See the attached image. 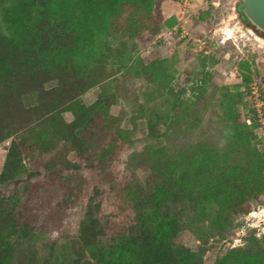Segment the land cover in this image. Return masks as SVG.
I'll return each mask as SVG.
<instances>
[{"label": "trees", "instance_id": "1", "mask_svg": "<svg viewBox=\"0 0 264 264\" xmlns=\"http://www.w3.org/2000/svg\"><path fill=\"white\" fill-rule=\"evenodd\" d=\"M16 1L4 9L7 34L0 27V144L11 140L0 170V186L19 181L22 175L31 177L41 167L47 170L49 180L30 186L22 200L0 191V264L11 263L15 239L29 238L37 227L64 225L65 213L60 209L67 206L75 185L72 177L61 174L58 167H65L66 162L53 151L54 145L63 143L82 162L89 159L94 138L107 136L110 150L126 141L120 130L122 117L110 114L116 102L114 95L103 89L91 106L79 100L110 80L104 59H94V52L80 62L76 58L83 47H97L95 34L102 25L110 28L123 9L130 11L126 22L135 25L136 11L148 13L151 2L158 0H79L77 15L74 7L62 9L69 6L68 0ZM166 25L172 28L168 22ZM61 26L66 36H62ZM206 60V56L201 59L203 69ZM238 66L246 71L241 82L245 90L234 95L233 103L248 106V114L239 123L236 108L229 111L225 145L219 148L207 141L183 145L171 154L157 150L153 156L141 154L137 158L135 165L144 173L143 182H129L120 189L121 201L133 213L134 223L112 237L108 246L114 250L116 264L124 262L123 256L129 257L125 264H201L207 240H202L196 252L172 244L177 231L184 227L180 220L194 215L201 236L214 234L223 240L242 224L233 225L230 217L247 213L253 201L264 198V155L250 143L259 121L252 100L243 102L253 97V79L248 62ZM148 70L154 87L149 96L162 100L167 97L168 67L154 61ZM200 83L192 88L199 92L191 106L197 101V105L203 103L206 78ZM259 84L258 96L264 102V75ZM209 85L214 87L210 81ZM229 96L225 93L222 100L227 108L233 104ZM63 113H70L72 121L65 122ZM155 116L166 122L171 116L172 120L179 117L169 113ZM148 128L154 130L151 120ZM111 177L108 172L99 176L105 184ZM99 209L97 204L90 205L78 222V243L86 249L97 248L110 238L109 220L101 217ZM117 238L116 243L121 244L113 246ZM243 239L242 246L229 248L215 264H264V234L257 236L251 229ZM92 258L95 264L111 263L99 255Z\"/></svg>", "mask_w": 264, "mask_h": 264}, {"label": "rangeland", "instance_id": "2", "mask_svg": "<svg viewBox=\"0 0 264 264\" xmlns=\"http://www.w3.org/2000/svg\"><path fill=\"white\" fill-rule=\"evenodd\" d=\"M68 1L71 2L67 4L69 6L62 9L74 7L77 15L76 2L79 0ZM239 1H152L148 13L136 11L135 25L126 22L130 11L123 9L121 15L109 24L110 28L101 26L102 30L95 34L94 39L97 47H83L76 59L80 62L90 52H94V59H104V66L111 73V77L104 85L90 89L79 100L84 106H91L103 89L108 95H114L116 102L111 107L110 114L122 117L120 130L126 141L110 150L106 143L107 136L102 140L94 138L90 146L91 152L87 154L89 159L82 162L63 143L52 147L63 162H66L65 167H58L61 168V174L63 177L68 176V179L72 177L75 185L67 206L59 208L65 213L64 225L37 227L29 238L15 239V252L10 264H95L92 255L102 256L110 264H116L112 256L114 250L108 246L112 244V237L134 223L133 213L121 201L120 189L129 182H143L144 173L135 165L137 158L141 154L153 156L157 150L171 154L183 145L207 141L219 148L225 145L223 135L226 136L224 131L229 111L236 108L239 123L248 114V106L233 103L234 95L237 96L236 93L245 90L241 82L242 74L246 71L238 66L242 61L250 64L249 75L253 79V97L250 100L244 98L243 102L252 100L256 113L259 112L262 116L259 118L257 114L259 126L254 129V138L250 143L264 155V108L262 109V99L258 96L259 78L264 75V38L258 36L241 18ZM17 2L0 1V27L5 34L4 9ZM167 22L172 28L166 25ZM61 28L62 36H66L67 31L62 26ZM204 56L207 60L203 69L201 59ZM154 61H162L168 67L167 97L162 100L158 96H149L154 87L147 75L148 68ZM201 78L207 80L204 85L207 92L201 105H197V101L191 106L199 92L192 88L202 84ZM209 81L214 87L209 85ZM225 93L231 95V108H227L225 103L222 104V100L226 99L223 97ZM167 100L172 103H167ZM180 103L184 105L180 107ZM173 105L177 113L173 110ZM155 113L178 114L179 117L172 120L171 116L166 122L157 119ZM62 118L67 123L73 119L70 113H63ZM150 120L154 126L152 132L148 128ZM250 123L248 120L247 124ZM185 129L187 132L184 134ZM10 142L9 139L0 144V170ZM102 172L112 175L107 184L102 183L99 178ZM46 174L47 170L41 167L31 177L22 175L19 181L14 180L0 186V191L7 197L13 196L22 200L30 186L49 180ZM54 182L56 179L52 181L53 184ZM96 204L100 208L101 217L109 220L110 238L97 248L86 249L78 243L77 226L88 207ZM52 208L56 209L55 204ZM230 219L233 225L242 222L241 227L231 230L232 233L219 240L220 237L214 234H209L208 238L201 236L198 229L200 224L195 222L194 215L187 216L180 220V226L184 227L177 231L172 244L178 246V249L196 252L202 240H207V249L201 264H215L216 259L229 248L242 246L243 237L247 236L249 230L255 229L257 236H263L264 198L253 201L247 213L231 216ZM118 240L119 238L113 242V246L121 244L116 243ZM123 257L122 264H125L129 257Z\"/></svg>", "mask_w": 264, "mask_h": 264}, {"label": "water", "instance_id": "3", "mask_svg": "<svg viewBox=\"0 0 264 264\" xmlns=\"http://www.w3.org/2000/svg\"><path fill=\"white\" fill-rule=\"evenodd\" d=\"M238 9L249 27L264 38V0H240Z\"/></svg>", "mask_w": 264, "mask_h": 264}, {"label": "built area", "instance_id": "4", "mask_svg": "<svg viewBox=\"0 0 264 264\" xmlns=\"http://www.w3.org/2000/svg\"><path fill=\"white\" fill-rule=\"evenodd\" d=\"M261 104H262V106H263V107H262V109H263V108H264V102L262 101ZM261 113H262V111H261ZM257 114H258V117H259V118L262 117V116L259 115V112H258ZM248 123H249V122H248Z\"/></svg>", "mask_w": 264, "mask_h": 264}]
</instances>
